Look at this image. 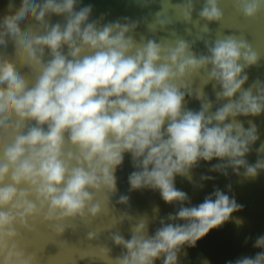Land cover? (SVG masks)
<instances>
[{"label":"clouds","instance_id":"obj_1","mask_svg":"<svg viewBox=\"0 0 264 264\" xmlns=\"http://www.w3.org/2000/svg\"><path fill=\"white\" fill-rule=\"evenodd\" d=\"M160 4L146 23L152 38L137 39L139 21L90 19L92 5L80 6V0H6L0 47L11 44L12 51L0 53V137L10 142L0 145V264H36L16 243L17 224L31 231L29 220L39 219L59 237L66 222L95 219L101 213L96 195L106 193L110 204L126 155L134 169L129 191H156L176 211L160 218L152 234L146 214L130 225L127 239L113 232L110 240L121 254L112 257L102 248L113 264H178L181 254L243 208L218 188L191 205L175 181L192 182L193 169L213 160L209 172L225 177L229 169L246 180L264 172V142L255 148V163L247 160L258 128L252 120L245 128L239 119L264 115V80L244 87L246 70L261 57L242 34L205 39L210 24L223 19L220 0H203L198 12L196 0ZM166 4L179 9L176 22L191 26L187 35L197 25L202 35L172 40L179 34L162 17ZM232 4L246 20L264 14V0ZM157 33L167 35L157 40ZM197 41L204 42L202 54L193 51ZM194 77L204 78L203 87H194ZM208 84L215 102L204 91ZM192 99L198 110L185 107ZM117 203L127 206L129 197ZM132 218L124 212L120 222ZM95 238L88 233V240ZM252 247L254 255L227 264H264V235Z\"/></svg>","mask_w":264,"mask_h":264},{"label":"water","instance_id":"obj_2","mask_svg":"<svg viewBox=\"0 0 264 264\" xmlns=\"http://www.w3.org/2000/svg\"><path fill=\"white\" fill-rule=\"evenodd\" d=\"M171 2L175 4L181 0H171ZM5 3L6 0H0V10L3 9ZM202 3L203 0H196V12L200 10ZM89 4L93 7L90 19H97L103 15V23L122 21L124 17L131 21H139V26L134 33L137 39L142 35L152 38L146 23L150 22L161 8L160 0H80V6ZM219 7L223 12V19L220 24H210L212 35L205 39L211 43L213 39L223 38V35L242 34L261 57L257 66L246 70L249 79L244 87L247 88L257 78L264 80V14L258 15L255 19L246 20L237 14L233 8L232 0H220ZM196 12L193 13L194 18ZM178 14L179 9L174 11L167 4L162 13V17L171 23L170 27L179 34L172 40L183 38L191 42L198 35H202L199 25L193 28L191 36L187 35L185 28L191 26L176 22ZM52 22H57V18L53 17ZM165 35L167 33H157L155 38L159 40L161 36ZM11 51V44L7 48L0 47V53L7 54ZM193 51L196 54H202L205 51L204 42L194 43ZM26 71V69L22 70V72ZM194 80L196 82L194 87L196 85L197 88L203 87L205 82L203 77H194ZM204 91L208 98L215 102L212 85L208 84ZM199 106V102L194 99L188 100L185 104V107L191 110H198ZM239 119L244 123L245 128L249 126L248 120H252L258 128L260 139L253 146L252 153L247 156L248 162L252 164L257 159L255 148L264 142V115ZM9 142L10 137H0V145ZM215 163V160L208 163L200 162L199 166L192 171V182L177 177L175 186L178 190L187 193L191 205L203 202L204 198L214 189L218 188L226 192L230 197H234L238 204L243 205L240 211L232 214L234 219L238 218L243 223L238 226L234 219H230L221 227L212 229L197 242L194 248L186 250V256L183 254L179 256L178 264H202L205 259L209 264H227L228 261H235L243 256H252L258 251L252 247L253 241L256 237L264 235V172H261L255 179L246 180L242 176L233 175L229 169L228 176L225 177L219 173L209 172V168ZM133 170L130 157L126 155L122 166L115 173L117 191L111 196L109 205L105 199L106 193L101 192L96 195L94 202L101 204V213L91 222L84 223L79 220L66 222L68 229L57 237L50 225L41 223L39 219L35 222L29 220L28 227L31 231L16 225L18 232L16 243L26 253L36 257V264H113L102 251V248L108 247L112 257L121 254L122 249L114 246L110 240V235L113 232H120L127 239L130 235V225L137 223L140 219L139 216L146 214L150 219L148 231L149 234H152L159 227L160 218L176 211V206L165 204L156 191L130 192L128 176ZM202 175L213 176L214 179L201 182ZM227 185H231L230 191L226 187ZM121 195L129 197L127 206L117 203ZM157 208L159 209L158 213L154 212V209ZM124 212L135 218L121 223L120 215ZM89 232L95 233L96 238L88 240ZM246 239L247 243H245ZM156 264H160V261H157Z\"/></svg>","mask_w":264,"mask_h":264}]
</instances>
